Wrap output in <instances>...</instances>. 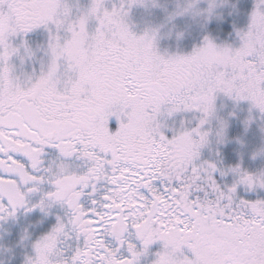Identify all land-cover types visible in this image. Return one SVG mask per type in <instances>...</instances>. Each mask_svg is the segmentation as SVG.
I'll return each instance as SVG.
<instances>
[{
	"label": "snow or ice",
	"instance_id": "1",
	"mask_svg": "<svg viewBox=\"0 0 264 264\" xmlns=\"http://www.w3.org/2000/svg\"><path fill=\"white\" fill-rule=\"evenodd\" d=\"M133 5L144 0H0V229L31 246L25 264L41 244L44 264H141L157 243L152 264H264V198L245 196L264 190V170L229 147L242 131L249 150L260 142L264 0L227 15L168 4L169 20L194 7L203 20L177 55L133 31ZM33 39L47 67L22 82L15 60Z\"/></svg>",
	"mask_w": 264,
	"mask_h": 264
},
{
	"label": "rangeland",
	"instance_id": "2",
	"mask_svg": "<svg viewBox=\"0 0 264 264\" xmlns=\"http://www.w3.org/2000/svg\"><path fill=\"white\" fill-rule=\"evenodd\" d=\"M69 3L78 4L82 9L87 8L90 0H68ZM107 6H111L112 0H106ZM161 7L154 9L152 7L153 0H144V5H133L129 10L130 23L133 26V31L137 34L143 33L145 30L149 32L152 37V42L156 50L163 55H177L188 53L191 51L192 46L196 43V36L199 26L203 23L200 16L192 14L197 11L195 7L192 12L186 14L183 17L177 19H168V14L164 10L168 4L183 3L184 0H155ZM193 5L203 3L208 4L213 2L218 11L227 15L233 11L232 5L237 3V0H191ZM217 43L220 48L232 46L235 48V39L230 38L227 34H219L217 36ZM16 74L23 82L28 76H39L42 71L46 70L47 67V56L45 52V41L38 39L35 43L29 41L28 50L22 51L21 56L15 60ZM35 69V71H33ZM252 91L257 89L252 88ZM248 101H242L241 103H247ZM231 104V101L223 93H218L215 99V106L221 117L227 111V107ZM184 119V117H181ZM162 121L167 120L166 115H162ZM256 131L260 139L259 144L254 149H248L247 137L249 133L241 132L239 146L235 145L234 142L229 144L230 148H236L237 159L241 163L242 167L247 170H256L257 172L264 168V119H256ZM212 153L208 152V148L202 149V156L208 154H214L215 145H210ZM253 151L257 153L253 156ZM247 161V163L245 162ZM264 198V197H262ZM17 259V258H14ZM0 264H12V261L5 262L0 261Z\"/></svg>",
	"mask_w": 264,
	"mask_h": 264
},
{
	"label": "flooded vegetation",
	"instance_id": "3",
	"mask_svg": "<svg viewBox=\"0 0 264 264\" xmlns=\"http://www.w3.org/2000/svg\"><path fill=\"white\" fill-rule=\"evenodd\" d=\"M37 40L38 39H33L31 42L35 43ZM160 247L161 245L159 243L151 246L149 253L141 257V264H152V260L155 258L154 253L157 252ZM30 251L31 246L19 242V237L18 235L14 236L12 227L0 229V261H12V264H25V259L30 254ZM41 252H43L46 257L51 254L50 249L45 248L43 244H41Z\"/></svg>",
	"mask_w": 264,
	"mask_h": 264
},
{
	"label": "clouds",
	"instance_id": "4",
	"mask_svg": "<svg viewBox=\"0 0 264 264\" xmlns=\"http://www.w3.org/2000/svg\"><path fill=\"white\" fill-rule=\"evenodd\" d=\"M33 259L37 262V264H44V261H46L47 257L43 252H41L38 256H34Z\"/></svg>",
	"mask_w": 264,
	"mask_h": 264
},
{
	"label": "trees",
	"instance_id": "5",
	"mask_svg": "<svg viewBox=\"0 0 264 264\" xmlns=\"http://www.w3.org/2000/svg\"><path fill=\"white\" fill-rule=\"evenodd\" d=\"M241 164H244V162L242 161ZM261 170H264V168L260 169L259 171H261ZM247 195H253V196L257 197V198H262V197H264V190H257L256 193H245V196H247Z\"/></svg>",
	"mask_w": 264,
	"mask_h": 264
}]
</instances>
